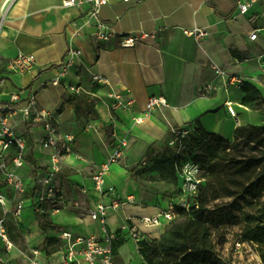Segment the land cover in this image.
<instances>
[{"label":"crops","instance_id":"1","mask_svg":"<svg viewBox=\"0 0 264 264\" xmlns=\"http://www.w3.org/2000/svg\"><path fill=\"white\" fill-rule=\"evenodd\" d=\"M64 1L0 0V105L9 104L18 93L22 100L34 94L36 110L52 116L59 136L74 138L73 153L62 160L56 184L66 199L79 202L80 206L51 215L56 229L45 236L56 239L60 246L49 247L50 254L43 251V255L40 251V260L43 264H61L64 242L60 236L68 232L80 238L120 235L121 239L115 242V264L116 258L121 264H139L138 246L128 236L120 234V228L131 219L142 235L158 239L168 223L146 228L140 220L166 210L178 200L162 190L167 187L149 193L140 190L131 172L124 167L133 157L134 145H144L145 141L168 143L173 129L193 130L197 121L206 132L232 142L238 127L264 123L261 111H251L243 104L242 87L229 82L231 77L244 78L253 82L264 97V86L257 82V76L264 72V64L260 61L264 40L250 41L255 29L264 30L251 20L258 3L248 14L241 15L238 5L246 0H144L132 3L112 0L102 9L100 20L116 35L108 42H100L96 38L95 22H88L90 5L84 0H76L77 4L64 7ZM195 28L206 30L208 36L198 41L185 34ZM140 32L153 37L139 41L134 48L121 46L124 36ZM73 51L81 54L74 55ZM19 54L35 57L30 71L10 68L9 64ZM218 67L224 70L225 77L216 75L215 68ZM93 76H101L108 83L95 84ZM56 80L59 83L54 85ZM70 88L78 89V93H72ZM74 95L87 98V105L94 100L90 107L97 115L93 121L95 132H101L105 126L111 127L113 147L109 156L121 139H127L129 144L121 162L111 166L107 184L116 188L119 200L132 198L135 203L119 212L111 211L105 226L93 221L89 215L101 202L108 205L110 199H103L94 191L90 164L79 160L75 151L74 134L79 123L80 101L69 102ZM113 95L121 96L127 107L111 111L110 106L115 102ZM151 97L164 98L167 106L157 108L142 124L135 125L134 119L144 116ZM229 102L233 104L237 118L229 115L226 107ZM243 115L248 119L242 120ZM16 130L28 141L23 171L30 192L47 170L49 152L40 144L44 138L40 124L17 122ZM100 135L102 137L103 132ZM31 165L35 175L31 174ZM162 183L177 184L181 194L179 176L176 183L164 179ZM83 189L87 190L86 194ZM33 217L30 211L28 218L25 214L17 222L11 220L10 224L24 222L31 225ZM24 235L29 240L33 237L30 233ZM11 238L13 240L12 233ZM46 238H43L42 246ZM14 244L12 264H16L21 254Z\"/></svg>","mask_w":264,"mask_h":264},{"label":"built area","instance_id":"2","mask_svg":"<svg viewBox=\"0 0 264 264\" xmlns=\"http://www.w3.org/2000/svg\"><path fill=\"white\" fill-rule=\"evenodd\" d=\"M112 0H84L90 5L91 13L88 22H95L96 38L100 42H108L115 37V31L100 20L102 9L110 4ZM126 3L141 2L144 0H121ZM260 0H246L239 3L238 10L241 15L249 13ZM77 4L76 0L64 1V7H70ZM254 23V20H252ZM187 36L193 37L198 41L206 38L208 32L195 28L192 31H186ZM153 37L151 34L140 32L138 34L124 36L121 42L123 48H134L139 41ZM260 38L264 40V30L255 29L250 35V41L256 42ZM72 54L80 55V51H73ZM264 64V54L260 56V61ZM35 63L34 56H25L19 54L9 66L14 71L27 72L32 69ZM217 76L225 77L226 73L222 68H215ZM92 82L95 84L108 81L101 76H93ZM229 82L241 86L245 79L241 77H231ZM59 80L53 82L57 85ZM74 94L78 89L70 88ZM115 102L110 106L111 111L119 108H125L122 97L113 95ZM37 98L31 94L28 98L22 100L21 95L15 94L9 104L0 105V264H12L11 254L16 250V246L11 238L9 224L11 220L18 221L29 203L33 210L38 214L55 215L63 210L79 208L80 203L66 199L56 181L61 171L62 160L73 153V136H59L57 127L52 116L46 111L36 110ZM167 102L161 97H151L146 104V111L143 117L134 119V124H142L144 119L149 117L157 108L166 107ZM230 116L237 118L236 110L231 102L226 104ZM19 120V121H18ZM17 122L26 125V123L40 124L44 132V138L40 144L43 150L49 152V162L47 170L40 176L33 187L34 195L26 199V193L29 186L26 182L24 168L26 166V152L28 141L24 134L17 132ZM190 134V130L173 129L169 146L175 148L177 143L183 141ZM128 140L121 139L114 147L108 160L92 176L94 191L101 198H109L107 205L101 202L97 208L89 212L93 221H99L103 226L106 225L108 215L111 211L119 212L125 206L134 204L135 201L129 198L126 201L119 200L116 188L107 184V177L111 166L118 164L125 156L128 149ZM177 176L180 177L182 186L180 199L177 203L169 205L166 210L158 212L151 217H143L140 223L146 228L159 227L163 222L170 223L177 217V207L189 211L193 201L198 195L199 187L203 182L202 170L198 164L193 161H187L176 167ZM86 194L87 190L83 189ZM197 208V206H196ZM122 235L128 236L139 246L143 240L153 239L141 234L136 223L130 219V223L125 224L119 230ZM64 242V255L61 264H115L113 245L120 240V235L109 234L104 238L90 236L87 238L74 237L71 233L63 232L60 236ZM238 244V248H240ZM33 258L28 259V264H43L40 260V251H33Z\"/></svg>","mask_w":264,"mask_h":264},{"label":"trees","instance_id":"3","mask_svg":"<svg viewBox=\"0 0 264 264\" xmlns=\"http://www.w3.org/2000/svg\"><path fill=\"white\" fill-rule=\"evenodd\" d=\"M257 82L264 86V75H259ZM241 87L245 94L243 104L249 110L261 111L264 115V97L261 90L251 81H245ZM81 99L87 101L85 97L74 95L69 102L76 104ZM90 103L92 107L94 100ZM185 146L188 151L194 149L200 151L194 158H188V161H193L200 166L203 182L189 211L177 207V217L168 223L158 239H146L140 243L138 247H140L144 264H162L167 258L189 251L213 253L214 245L207 226V207L211 202L222 197H237L236 199L245 201L250 210L244 214L245 228L242 237L244 241L264 248V152L259 156L242 158L244 151L252 146L264 150V125L238 127L233 141L230 142L219 135L206 132L197 121L196 128L190 130L189 136L185 139ZM222 161H226L227 164L222 165ZM184 162L187 160L181 156L170 154L162 159L154 160L152 168L148 171H163L164 180L176 183L178 177L176 167ZM236 174L246 178L241 192L233 190L229 185L234 182L230 177ZM206 176L212 177L207 184H205ZM32 192L34 195V190ZM36 220L45 235L48 231L56 229L49 214L37 213ZM12 225L14 224H9L11 233ZM56 243V239L48 237L45 239L42 250L49 253V247ZM116 246L117 244L114 243V250ZM260 257L264 263V250L261 251Z\"/></svg>","mask_w":264,"mask_h":264},{"label":"rangeland","instance_id":"4","mask_svg":"<svg viewBox=\"0 0 264 264\" xmlns=\"http://www.w3.org/2000/svg\"><path fill=\"white\" fill-rule=\"evenodd\" d=\"M257 6L258 9L253 17H251V20H254L255 25L264 27V0H260ZM259 75H264V72ZM86 102L83 99L79 102V123L74 134L76 139L75 151L77 152L79 160H84L87 164H90L89 172L94 175L109 158L110 149L113 147V132L110 126L103 127L101 132L100 130L95 132L96 127L93 121L97 115ZM245 119H248L247 115L242 116V120ZM263 125L264 123L260 124V126ZM102 132L103 136L101 137L100 133ZM98 137L101 138L98 139ZM185 139L178 142L175 148L169 146L170 138L168 139V143L167 141H164L162 144L145 141L144 145H134L133 157L124 167L131 172L140 190L149 193L153 190L160 191L162 188L167 187V189L162 190L179 201L180 191L177 184H173V186L167 183L163 184L162 179L164 176L161 173L148 170L152 168L155 159H162L170 154L181 156V158L187 161L188 158H194L200 151L196 149L188 151L185 146ZM263 152L264 150L260 147L252 146L249 150L244 151V156L242 158L259 156ZM28 162L30 163V161ZM143 163H145V165ZM221 164L225 165L227 162L222 161ZM30 167L31 174L33 173V175H35L32 165ZM230 178L234 180L233 183L229 184L230 187L237 192H241L246 178L238 174ZM211 180L212 177L206 176L205 184ZM32 195V191L28 192L26 194V199H29ZM236 198L222 197L211 202L207 207V226L210 229L214 245L213 253L183 252L165 259L162 264H264L260 257L261 251L264 250L263 246L246 242L242 237L245 228L244 214L250 209L245 201ZM30 211L33 212L34 216L33 224L25 225L24 222H21L19 225H12V237L21 253L20 259L16 261V264H28V259L34 257L33 251L35 250L41 251V253L45 255L42 250L43 246L41 242L43 238L47 236H45L37 226V213L31 209V205L28 203L22 215L24 216L26 214V218H28V216H30ZM25 233L32 234L33 237L31 240L25 238ZM238 244L241 245L240 248H238ZM59 246L60 243L58 241L54 245V248H59ZM138 254L139 264H144L140 247H138ZM116 263L121 264V260L116 258Z\"/></svg>","mask_w":264,"mask_h":264}]
</instances>
